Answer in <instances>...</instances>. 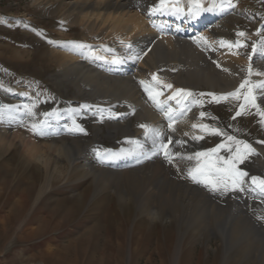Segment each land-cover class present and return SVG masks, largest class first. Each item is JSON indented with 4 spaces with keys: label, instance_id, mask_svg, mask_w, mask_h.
<instances>
[{
    "label": "bare ground",
    "instance_id": "obj_1",
    "mask_svg": "<svg viewBox=\"0 0 264 264\" xmlns=\"http://www.w3.org/2000/svg\"><path fill=\"white\" fill-rule=\"evenodd\" d=\"M205 1L207 6L211 2ZM32 2L49 17L55 16L63 25L61 27L55 24L58 31H50L53 38L49 41V48H52L50 53L57 60L58 68L53 77L65 91L70 89L75 99L70 101V107L60 101L55 103L53 111L50 110L43 116L41 122L34 120L32 123L38 125L39 130H33L32 125L25 127L24 131L16 126L11 129L4 120V125L0 126V153L9 151L18 143L24 159L32 160L45 169L46 183L41 188L40 195L53 184V180L61 176L68 182L72 177H88L100 191H114L121 200L135 199L147 218L163 219L179 215L186 227L191 226L200 234L209 230L210 233L226 237L227 252L235 249L243 254L254 253L260 246L259 257L264 264V218L257 219V210L251 208L254 197H260L264 202V193L256 189L250 180L251 176L264 178V117L258 114L256 107L245 104L244 94L238 106L235 104L237 100L232 97L219 102L213 99V95L218 97L236 91L245 79L256 82L257 73L264 71V58L253 55L252 48L249 53L234 52L222 48L219 43L220 39L235 37L238 31L244 29L251 47L259 46L264 34V30L262 34L255 32L259 23L253 31L240 27L233 9L236 6L234 0L231 7L207 12L209 19L213 18L209 23L207 20L206 24L195 22L189 25L184 20L181 24L172 22L167 27L157 18V13L151 11L157 0ZM216 3H221V0H216ZM229 22H233L237 29H229ZM200 37H205L206 40H200ZM100 42L103 43L102 46L98 44ZM149 45H153L151 52L139 62L144 48ZM114 48L129 56L132 66L126 67L122 71L123 75L111 71H117L119 67L111 68L101 61V57L111 53ZM250 64L253 69L251 76L248 74ZM154 69H160L162 83L149 79ZM169 84L172 85L171 88L166 87ZM180 86L192 93L185 98L184 106L188 110L184 113L177 103V97L169 99ZM146 87L153 92L162 93L157 97L160 107L150 97L149 91L145 90ZM254 92L256 104L264 111V95L259 89H254ZM0 95L10 98L12 95L17 96L21 112H32L29 105L32 96L26 95V91L2 89ZM241 104H245V109L240 116H236V112L241 111ZM168 109L172 110L174 122L169 121L165 115ZM210 110L225 121V126L220 131L235 134L239 141H244L255 149L243 162L238 163V166L246 162L253 163L260 173L255 175L252 170H246L249 176L245 177L243 186L247 187L246 192L253 199L244 192L240 195L234 192L229 195V200L219 201L214 196L218 191H212L210 187L188 177L184 179L177 172L180 170L188 173L189 169L197 165L198 161L194 160L189 166L188 157H191L192 151L190 147L197 146L199 149L204 141L193 137H204L203 133L209 129L193 125L209 126L207 117L210 116ZM202 112L205 113L204 116L200 115ZM5 113L8 114V109H5ZM86 115L94 119L98 128L92 138L85 136L89 130L78 120ZM10 122L13 123L14 119ZM102 124L107 126L111 136L122 133L124 138L121 139L120 148L102 149ZM142 124L161 135L155 136L149 131L146 136V129L140 127ZM169 124L172 126L169 127ZM77 125L83 131L76 130ZM242 132L249 136H244ZM65 135L71 137V140ZM42 136L50 137L51 140L38 139ZM170 136H173L170 151L180 155L175 156L169 164L162 151L155 155L153 151L154 143L158 147L161 142L167 143ZM134 141H140L144 148L137 149ZM239 147L243 152V145ZM222 149L224 148L216 155L225 158V153L220 152ZM128 151H136L137 155H119L114 159L102 156L109 152ZM242 170L245 171L244 168ZM87 228L77 237L83 244L94 238L93 233L98 230L99 225ZM113 229L114 234L119 237L118 245L121 246L124 229L121 226H113ZM139 236H142V231ZM137 241L136 248L144 244L141 237ZM163 245L161 242L155 247L159 255L166 250ZM147 249L148 252L155 253L153 248ZM188 253H191V249ZM158 259H161L160 256Z\"/></svg>",
    "mask_w": 264,
    "mask_h": 264
},
{
    "label": "rangeland",
    "instance_id": "obj_2",
    "mask_svg": "<svg viewBox=\"0 0 264 264\" xmlns=\"http://www.w3.org/2000/svg\"><path fill=\"white\" fill-rule=\"evenodd\" d=\"M236 17L241 26L254 27L260 18H264V0H238ZM56 19L55 16L49 17L32 0H0V20L4 21L0 23V91L29 87L32 92L30 96L35 97L30 103L32 112L23 119L20 113H12L16 112L14 108H20L19 99L0 95V105L13 107L12 111L8 109L7 115L4 114L5 124L11 129L16 126L24 131L25 127L33 125L34 120L37 122L49 113L59 101L70 107V101L75 99L70 89L65 91L53 77L58 68L57 60L50 53L52 48H49V41L53 39L50 31H58L55 24L63 26ZM227 26L232 29L236 25L229 22ZM209 114L210 131L203 133L204 143L199 149L197 146L190 147L193 157L188 159L190 167L196 160L197 151L207 152L228 143L232 145V151L228 148L220 151L228 159L239 147L227 140V136L239 140L235 134L220 131L227 134L221 135L211 131L224 128L225 121L213 110ZM13 119L15 123L10 122ZM21 119L25 125H20L23 122ZM92 119L89 115L78 118L85 125L84 128L89 130L85 136L91 138L98 130ZM102 125V149L120 148L121 139L124 138L122 133L111 136L107 126ZM242 133L249 136L248 133ZM247 163L241 166L237 164V167L245 171L252 170L255 175L260 174L255 164ZM177 172L184 179L188 177L192 180L187 172ZM72 179L68 182L61 176L53 180V184L40 195L46 183L45 169L32 160L24 159L18 143L9 151L0 153V264H262L260 246L254 253L243 254L235 249L227 252V238L220 234L210 233L209 230L200 234L191 226L186 227L179 215L163 219L147 218L135 199L121 200L114 191H100L88 177ZM243 188L244 191L229 190V193L218 191L214 196L219 201H225L234 192L239 195L244 192L253 199L246 192L247 187ZM253 200L256 205L251 208L264 215L262 199L254 197ZM93 224H98L99 228L93 233L94 238L83 244L77 237L87 227L93 228ZM113 226L124 229L121 246L118 245L119 237L114 234ZM140 231L143 237L139 236ZM146 231L149 233L146 234ZM140 237L144 244L136 248ZM161 242L166 250L159 255L155 247ZM149 247L155 253L148 252ZM190 249L191 253H188ZM159 256L161 259H158Z\"/></svg>",
    "mask_w": 264,
    "mask_h": 264
},
{
    "label": "snow or ice",
    "instance_id": "obj_3",
    "mask_svg": "<svg viewBox=\"0 0 264 264\" xmlns=\"http://www.w3.org/2000/svg\"><path fill=\"white\" fill-rule=\"evenodd\" d=\"M190 7L188 8L187 15L191 17L199 16L202 12H210L215 11L217 9L223 10L224 7H231L232 6V0H221V3L217 4L216 0H211V2L208 4L207 7L204 5V0H189ZM152 12H164V11H171L175 13H184L185 9L181 5L180 0H159L158 4H155L152 9ZM4 21L0 20V23H3ZM240 36H244L245 33L241 32L239 33ZM200 40H206L205 37H200ZM123 43V42H122ZM225 42H221L223 45ZM229 47H233V45L229 44ZM236 47H239L241 45L237 44ZM128 47H131V45H128ZM259 52L262 56H264V41L261 42L259 46L253 45L252 46V54H256ZM251 55L249 56V59H251ZM103 59V57H101ZM113 62H120L119 60H115ZM248 74L251 76L253 74L252 65L250 64L248 67ZM257 75H264V73H257ZM153 79L159 81V78L154 76ZM143 83V82H141ZM162 83V82H161ZM166 87L171 88L172 85H166ZM247 88V92L244 93L243 99L245 101V104H251L253 107L257 108V112L261 117H264V111H261L256 104V94L254 92V89L259 88L261 90V94L264 95V82H256L253 83L250 79H245L241 85L240 88L236 91L229 92L227 94H224L220 97H216L213 95V99L216 100V102H219L220 100H227L229 97H232L236 100L241 99V92L240 89ZM146 91H149L150 97L156 102L157 107H160V102L157 100V97L161 95L162 93L159 92H153L149 90L147 87L145 89ZM180 94H183L182 98H186L187 96H191V92H186L184 89H177L176 92L169 97V99H176V97ZM177 103H180V100H177ZM202 103V101H201ZM245 104L240 105L241 111L236 112V116H240L241 112L245 109ZM5 109H11V106L8 105H0V120H3L4 118V112ZM165 115L167 116L169 121L174 122V117L172 115V110L168 109V111L165 112ZM201 116H204L205 113H201ZM264 122V120H262ZM172 124H169V127H171ZM33 130H39L38 125L33 124L32 125ZM140 127L145 128L146 132L145 135L147 136L149 131L153 132L155 136H160L161 134L154 130L149 129V126L146 124L140 125ZM193 127L202 128L204 130H208V125H193ZM76 130L83 131L82 128H80L79 125L76 126ZM211 131L221 134V135H227L226 133H221L219 129H211ZM43 134V132H41ZM203 137H197L194 136L193 139H202ZM228 141L234 142L237 146L243 145V152L241 151L240 147H237L236 150L233 152V154L228 158L225 159L222 156H217L216 154L219 152L221 148H228L229 151H232V145L228 143H223L218 145L216 148L209 149L207 152H198L195 153V159L198 161L197 165L194 168H191L188 170V176L197 183H202L205 186L210 187L212 191H223L228 192L229 190H235L239 189L240 191H244V188L242 185L245 183V177H248L249 174L246 171L241 170L237 167L238 163L243 162V160L246 158V156L250 153L255 152V149L251 147V145L247 144L244 141L236 140L233 136H227ZM134 143L137 146V149H143L144 145L140 141H134ZM172 143L171 140L168 141V143L161 142L158 147H155L154 143V151L153 155H155L157 152L162 151L164 157L168 160V162H172L175 156L180 155L179 153H172L169 149V145ZM177 143H182L181 141H177ZM264 143V141H262ZM143 154V153H141ZM119 155H137L136 151H128V152H121V153H106L102 154V156L106 159H114ZM203 158V161L201 159ZM188 159H193V157H188ZM251 184L255 185V188L258 189L261 193H264V178L259 176H251L250 177Z\"/></svg>",
    "mask_w": 264,
    "mask_h": 264
}]
</instances>
